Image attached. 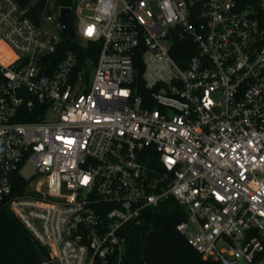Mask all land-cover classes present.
Returning <instances> with one entry per match:
<instances>
[{"label": "built area", "instance_id": "2783aa9c", "mask_svg": "<svg viewBox=\"0 0 264 264\" xmlns=\"http://www.w3.org/2000/svg\"><path fill=\"white\" fill-rule=\"evenodd\" d=\"M61 6L0 0V195L41 263L120 261L172 197L203 259L264 264V0H73L70 41Z\"/></svg>", "mask_w": 264, "mask_h": 264}, {"label": "trees", "instance_id": "16d2710c", "mask_svg": "<svg viewBox=\"0 0 264 264\" xmlns=\"http://www.w3.org/2000/svg\"><path fill=\"white\" fill-rule=\"evenodd\" d=\"M17 1L23 7L33 2ZM41 1L38 0V3ZM57 3L72 6L73 0H57ZM63 35L69 41L74 37L73 17ZM33 118L24 117L22 120ZM154 163L156 162L151 161V164ZM156 166L160 169L158 164ZM161 187L162 182L159 181L149 189L159 190ZM186 216L183 206L169 197L155 208L145 210L138 224L131 223L127 226L125 252L120 261L112 256L107 262L96 260L94 264H219L217 261L203 259L176 229L177 223L186 219ZM38 248L43 250L7 205H0V264H42Z\"/></svg>", "mask_w": 264, "mask_h": 264}, {"label": "water", "instance_id": "95a60500", "mask_svg": "<svg viewBox=\"0 0 264 264\" xmlns=\"http://www.w3.org/2000/svg\"><path fill=\"white\" fill-rule=\"evenodd\" d=\"M70 13H71V9L69 6H61L60 7L59 18L62 22L63 27H65V25L68 23V21L70 19ZM5 199H6L5 195H0V205H2L4 203ZM37 252H38V256H39V259L41 260V262L46 261V256H45L43 250L41 248H38Z\"/></svg>", "mask_w": 264, "mask_h": 264}, {"label": "rangeland", "instance_id": "374dc122", "mask_svg": "<svg viewBox=\"0 0 264 264\" xmlns=\"http://www.w3.org/2000/svg\"><path fill=\"white\" fill-rule=\"evenodd\" d=\"M33 170H34L33 166L30 165V164H28V165L24 168L23 172H24L25 174H30V173L33 172ZM237 264H245V262H244V261H239Z\"/></svg>", "mask_w": 264, "mask_h": 264}]
</instances>
